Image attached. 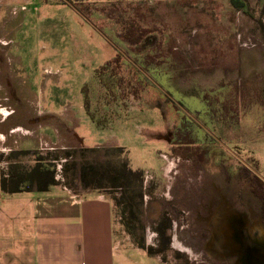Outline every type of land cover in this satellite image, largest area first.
Returning <instances> with one entry per match:
<instances>
[{
	"label": "rangeland",
	"instance_id": "obj_1",
	"mask_svg": "<svg viewBox=\"0 0 264 264\" xmlns=\"http://www.w3.org/2000/svg\"><path fill=\"white\" fill-rule=\"evenodd\" d=\"M0 109L27 165L110 200L123 264H232L240 218L264 237V0H0Z\"/></svg>",
	"mask_w": 264,
	"mask_h": 264
},
{
	"label": "crops",
	"instance_id": "obj_2",
	"mask_svg": "<svg viewBox=\"0 0 264 264\" xmlns=\"http://www.w3.org/2000/svg\"><path fill=\"white\" fill-rule=\"evenodd\" d=\"M6 130L0 131V264H123L112 204L99 187L74 193L56 173L37 167L41 159L27 165L29 131ZM17 130V144L2 148Z\"/></svg>",
	"mask_w": 264,
	"mask_h": 264
},
{
	"label": "flooded vegetation",
	"instance_id": "obj_3",
	"mask_svg": "<svg viewBox=\"0 0 264 264\" xmlns=\"http://www.w3.org/2000/svg\"><path fill=\"white\" fill-rule=\"evenodd\" d=\"M207 134L211 135L215 140L219 141L210 132L207 131ZM185 144H194L195 145V142H193V143H175L174 145H182L184 147H192L191 145H185ZM188 157L193 158L195 161L198 162V160H201L203 158V153L200 152V149L197 146V148H193V149H190V151H188ZM231 172L232 171L229 169L227 175H229V173H231ZM252 191L256 195H258V197H256V196L255 197L260 202L262 200L261 196L255 190H252ZM262 212L264 213V210H262ZM200 214H201V211H200ZM196 216H197V213H196ZM198 216H199V214H198ZM244 221H245V219L240 218V221L231 220L230 222H226L224 225V227H225L224 229L226 232V236L228 238V242H230L229 244H232L231 246H229V247H231V253H229L227 255L229 257L228 262H231L232 264H256L255 261H252L253 259L249 256V254L247 252L248 251L247 250L248 249L247 244L250 245L251 247H255V248L260 247L261 250L264 252V244H262L264 242L261 241L264 238L263 235L260 236L255 229L248 227V224H246L245 223L246 221L245 222ZM176 225H177V223H176ZM204 231L207 234L206 236H208L209 238H210V236H212L211 232H209L208 228H206ZM204 231L202 233H204ZM203 237H205V236H203ZM258 241H260V242H258Z\"/></svg>",
	"mask_w": 264,
	"mask_h": 264
},
{
	"label": "water",
	"instance_id": "obj_4",
	"mask_svg": "<svg viewBox=\"0 0 264 264\" xmlns=\"http://www.w3.org/2000/svg\"><path fill=\"white\" fill-rule=\"evenodd\" d=\"M247 248L249 256L253 259L252 261H255L256 264H264V252L260 247L255 248L247 244Z\"/></svg>",
	"mask_w": 264,
	"mask_h": 264
},
{
	"label": "trees",
	"instance_id": "obj_5",
	"mask_svg": "<svg viewBox=\"0 0 264 264\" xmlns=\"http://www.w3.org/2000/svg\"><path fill=\"white\" fill-rule=\"evenodd\" d=\"M127 34V37L129 38L128 40L130 41V43H137V41H139L137 38H135V39H133V38H131V32H127L126 33ZM194 141H190V140H188L187 138L186 139H183V140H181L180 138H178V139H176L175 140V143H193ZM255 182H257V183H259L260 185H263L264 186V181L261 179V178H259V177H257V176H255V180H254Z\"/></svg>",
	"mask_w": 264,
	"mask_h": 264
},
{
	"label": "bare ground",
	"instance_id": "obj_6",
	"mask_svg": "<svg viewBox=\"0 0 264 264\" xmlns=\"http://www.w3.org/2000/svg\"><path fill=\"white\" fill-rule=\"evenodd\" d=\"M3 112H4V110H3Z\"/></svg>",
	"mask_w": 264,
	"mask_h": 264
}]
</instances>
